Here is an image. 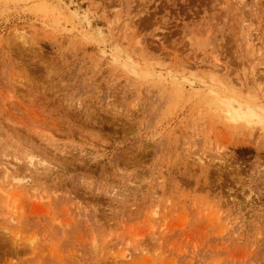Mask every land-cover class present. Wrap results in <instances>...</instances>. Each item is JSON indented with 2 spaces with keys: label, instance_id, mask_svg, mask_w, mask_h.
I'll return each mask as SVG.
<instances>
[{
  "label": "rangeland",
  "instance_id": "374dc122",
  "mask_svg": "<svg viewBox=\"0 0 264 264\" xmlns=\"http://www.w3.org/2000/svg\"><path fill=\"white\" fill-rule=\"evenodd\" d=\"M216 93L264 106V0H0V264H264Z\"/></svg>",
  "mask_w": 264,
  "mask_h": 264
},
{
  "label": "bare ground",
  "instance_id": "6f19581e",
  "mask_svg": "<svg viewBox=\"0 0 264 264\" xmlns=\"http://www.w3.org/2000/svg\"><path fill=\"white\" fill-rule=\"evenodd\" d=\"M132 68H133L132 71L136 70L137 63H133ZM211 92H214V91H211ZM215 98L217 99V101L221 102L226 109H228L227 110L228 113L233 114L232 117L235 116V119H237V117H240V118L242 117L241 119H243L244 116H248L247 118L245 117V119L251 120L253 117H257V120H259V122L264 125V116L260 113V111H263L264 113V106L262 105L259 106V104L250 105V103L245 104L243 101L233 99L229 94L226 95V93H216Z\"/></svg>",
  "mask_w": 264,
  "mask_h": 264
}]
</instances>
